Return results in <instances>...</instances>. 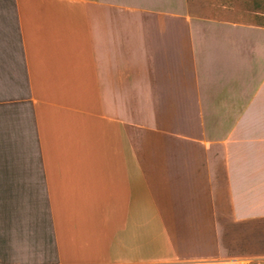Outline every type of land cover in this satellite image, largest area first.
<instances>
[{"label": "crops", "instance_id": "crops-1", "mask_svg": "<svg viewBox=\"0 0 264 264\" xmlns=\"http://www.w3.org/2000/svg\"><path fill=\"white\" fill-rule=\"evenodd\" d=\"M170 3L0 0V264H264V25Z\"/></svg>", "mask_w": 264, "mask_h": 264}, {"label": "rangeland", "instance_id": "rangeland-1", "mask_svg": "<svg viewBox=\"0 0 264 264\" xmlns=\"http://www.w3.org/2000/svg\"><path fill=\"white\" fill-rule=\"evenodd\" d=\"M171 3L172 10L168 12L167 16L173 19L175 34L187 32L185 28H187L188 20L190 22L188 29L191 33L193 32L194 20L211 21L222 19L264 25V0H171ZM236 39H232V44H230V40H227L229 53L232 50H236V45L233 43ZM206 55L209 56L207 61H210V63L213 62L209 51ZM227 57L229 58V56ZM227 60H222L223 69L229 68V63L226 62ZM230 61L236 67L235 59H231ZM209 66L214 67V72H216L218 65L210 64ZM220 224L221 228H229L231 226L224 217L221 218ZM238 228L239 244H241L242 239L244 240L242 243L244 246L245 234L242 235L240 230L244 231L246 225H239ZM250 228L253 230V248L250 251L261 252L264 245L263 233L261 232L262 221L253 222Z\"/></svg>", "mask_w": 264, "mask_h": 264}]
</instances>
